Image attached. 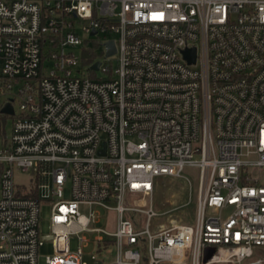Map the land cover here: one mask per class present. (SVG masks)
Segmentation results:
<instances>
[{
	"label": "built area",
	"instance_id": "2783aa9c",
	"mask_svg": "<svg viewBox=\"0 0 264 264\" xmlns=\"http://www.w3.org/2000/svg\"><path fill=\"white\" fill-rule=\"evenodd\" d=\"M98 35L103 75L73 70L65 47ZM0 114V264H38L45 240L46 264H264V0H0ZM186 166L196 225H152L157 177L190 190Z\"/></svg>",
	"mask_w": 264,
	"mask_h": 264
},
{
	"label": "rangeland",
	"instance_id": "374dc122",
	"mask_svg": "<svg viewBox=\"0 0 264 264\" xmlns=\"http://www.w3.org/2000/svg\"><path fill=\"white\" fill-rule=\"evenodd\" d=\"M83 34L80 33V36ZM112 35H98L92 36L89 38H85L88 40L84 45H67L65 47L66 51H72L75 55L80 57V62L77 66L73 67V70H79L83 75H91V76H101L103 75L102 70L92 71L88 69L87 63H85L82 59V55H84L85 51L93 52L98 59L100 53L103 51L104 46L100 44L106 38L111 37ZM112 58V62H114V57ZM18 102L15 101V108L18 109ZM12 116H5L0 114V141L4 136H9L12 126ZM183 174L188 177L191 189L189 190V183L181 178H174L171 176H159L157 177L158 186L154 192V203L156 208L160 211H165L162 215L154 217L152 219V225L157 223H164L166 225H171L174 222L179 223H187L190 226H195L197 223V177L198 171L196 167L186 166L183 170ZM29 174L25 172H21L16 170L15 178L17 182H24L26 185L21 184L17 185L19 190L22 191L25 187L30 186L31 182H28ZM260 177L264 178V168L260 171ZM69 192L68 183H66V193ZM41 222L39 225V230L41 234L47 233L50 231V211L48 205L45 203H41ZM102 212H104L102 210ZM216 211L213 208H207L206 214H213ZM228 213V209L223 210V214L226 215ZM112 213L108 214V219L106 217L101 218V220L95 224L96 226H101L105 228L111 229L113 227L112 221ZM88 238L91 241L85 246V251L95 254L98 258H103L106 262L112 260L115 255V249L112 248L110 252H104L98 254L95 251V245L93 243V238L97 235L96 232H86ZM78 245L77 240L74 236L70 238V246L71 249H75ZM256 251H260L264 253V246H254ZM53 244L51 241L45 240L44 243L38 249V264H46L45 256L46 254L53 253ZM259 257L258 254H255L251 258H247V260H253ZM89 258V257H88ZM92 260H89L91 263ZM220 264H245L234 263V262H223Z\"/></svg>",
	"mask_w": 264,
	"mask_h": 264
},
{
	"label": "water",
	"instance_id": "95a60500",
	"mask_svg": "<svg viewBox=\"0 0 264 264\" xmlns=\"http://www.w3.org/2000/svg\"><path fill=\"white\" fill-rule=\"evenodd\" d=\"M105 44L107 46L106 55H110L115 52V45L112 39L106 41ZM185 52L189 60H194V48H188L185 50ZM98 65H99V61H96L92 65V68H98ZM2 111L12 112L13 111L12 105L10 103H6L4 107L2 108ZM214 250H215L214 246H210V245L207 246L204 250L203 261L208 260L213 254Z\"/></svg>",
	"mask_w": 264,
	"mask_h": 264
},
{
	"label": "trees",
	"instance_id": "16d2710c",
	"mask_svg": "<svg viewBox=\"0 0 264 264\" xmlns=\"http://www.w3.org/2000/svg\"><path fill=\"white\" fill-rule=\"evenodd\" d=\"M95 58V54L93 53V52H91V51H89L88 53H87V55H86V58H84V62L85 63H90L93 59ZM27 196H32V197H35L36 195H37V193H36V190L34 189V190H32L31 192H28L27 194H26Z\"/></svg>",
	"mask_w": 264,
	"mask_h": 264
}]
</instances>
